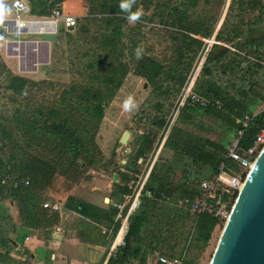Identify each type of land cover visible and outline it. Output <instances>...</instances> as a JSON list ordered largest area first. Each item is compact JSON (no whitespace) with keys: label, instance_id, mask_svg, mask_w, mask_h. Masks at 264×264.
Instances as JSON below:
<instances>
[{"label":"trees","instance_id":"trees-1","mask_svg":"<svg viewBox=\"0 0 264 264\" xmlns=\"http://www.w3.org/2000/svg\"><path fill=\"white\" fill-rule=\"evenodd\" d=\"M183 1L180 6L190 8L199 0ZM209 1L205 0L206 3ZM28 2L30 13L38 16L47 17L50 10L55 8L51 1ZM84 2L87 7L86 16L76 19L73 31H64L67 42L74 48L71 54L74 56L69 60L73 78L56 99L49 104L32 101L30 96L32 92L41 90L42 81L11 74L3 67L0 70V75L6 78L4 85H0L3 105L11 106L9 117L0 115V178L28 177L32 187L38 181L37 173L47 179L58 170L62 176L72 175L71 180H67L68 186L77 184L83 174L99 165L97 158L101 153L95 141L96 133L105 109L129 74L144 79L152 96L164 98L154 105L157 115L148 118L147 122L154 126L152 128L160 130L161 135L167 126L162 111L163 102L178 94L185 82V74L201 47V42L189 34L204 38L212 35L211 21L207 27L193 23L182 27V14L185 13L179 6H173L167 12L165 9L169 6L166 3L162 5L152 0H135L132 12L138 10L140 2L142 11L153 8V16L155 10L158 12L160 25H165V19L171 17L169 27L175 28L179 22L181 46L176 49L179 62L185 52L192 56L188 57L181 72L165 71V67L154 57L142 55L135 59L134 49L138 39L132 35L136 29L128 27V13L119 7L121 0ZM250 14H254V17L244 21L245 16ZM251 32L254 36L248 39L247 35ZM214 38L217 42L231 45L235 51L213 45L207 54L196 78L194 92L209 103L203 107L189 104L180 109L160 151L165 161L154 164L145 187L153 196L141 198L140 206L129 219L125 246L116 259L109 260L107 264H127L132 259L142 263L145 261L146 250L149 254L155 251L161 254L160 236L164 229H160L157 224L158 229L153 230L150 215L159 204L160 211H169L164 210L156 200L157 192L163 191L171 198L195 197L196 188L191 186L190 178L193 176L198 181L209 179L217 173L219 165L229 164L226 147L238 130H243L240 146L247 149L264 129V110L256 113L245 129L238 122L247 115L252 116L255 108L264 101V94L259 92L264 90V2L230 0L225 18ZM235 40L238 42L235 43ZM242 52L253 61L241 57ZM42 72L48 73V69ZM217 76L219 78L216 79ZM225 76L228 80L223 82ZM213 100H218L221 106L214 105ZM155 139V133L135 135L132 157L122 168L126 172L133 169L135 174H139L140 167L136 165V160L152 152ZM102 169H107V166L103 165ZM113 172L119 178V183L114 185V194L122 198L129 193L127 184L133 177L120 172L116 167ZM42 184L47 186L49 183ZM14 191L8 188V196L14 194ZM90 209L89 204L80 202L77 211L86 216L85 211ZM106 211H112L107 219V226L110 227L116 209L109 208ZM170 212L175 214L174 211ZM203 221L216 223L210 217L201 218L200 223L204 224ZM117 227L115 225L112 236ZM144 231H148V235ZM3 250H6L5 253H2ZM8 254L7 240L0 235V264L4 260L12 263Z\"/></svg>","mask_w":264,"mask_h":264},{"label":"rangeland","instance_id":"rangeland-1","mask_svg":"<svg viewBox=\"0 0 264 264\" xmlns=\"http://www.w3.org/2000/svg\"><path fill=\"white\" fill-rule=\"evenodd\" d=\"M152 1L162 5L166 3L169 6L167 10L165 9L167 12H170L171 7L173 6H179L180 8V4L184 2L183 0H169V3L167 0ZM227 1L228 0H210L206 3L205 0H199L193 7L180 8L184 9L183 12L185 13V15L182 14L184 18V21H181L182 27L185 28L191 23L194 25L202 24L203 27H207L211 22L213 26L212 35L209 38L189 34L190 37L201 42V47L185 74V81L191 78L199 68L201 70L206 56L213 45L227 47L230 51H235L231 45L217 42L215 41V38H213L220 27V22L226 15L227 11H225V7ZM262 1L264 2V0ZM141 7L142 5H140L139 2L137 9L142 12L140 19L133 24H130L129 22L127 23L129 28L134 27V29H136L135 33L132 35V37L138 39L134 51L138 48L142 49V55L157 59L165 67V71L171 70L176 73L177 70V72H181L182 68L186 66L188 57L190 58L192 54L185 52L183 58H181V61L179 62V54L176 51V49L181 46V34L179 33L178 26L179 22L177 21V26L175 28L169 27L168 23L172 18L171 17L165 19V25H160L158 23V12L156 10L154 14L155 16H153V8H149L147 11H142ZM253 17L254 14L245 16L244 21L251 20ZM143 18L152 20L144 21L142 20ZM58 28H61V23L58 24ZM129 34H132V32ZM56 37L58 38V41L53 44V56L52 61L48 66V73L41 71L39 74L31 76L30 78L34 81L43 82L41 90L38 92H32V96H30L32 101H36V103L43 102L49 104L53 99L57 98L62 89H64L73 78L72 73H70L69 60L70 57L74 56L71 55L74 48L67 42L68 39L64 36V32ZM250 38L251 36H248V39ZM236 42H238V40H235V43ZM240 55L241 57L244 56L253 61L245 54V52L240 53ZM135 59H137V56ZM217 78L219 77L217 76L216 79ZM222 79L223 82L228 80L226 76ZM5 80V75L1 74L0 85H4ZM169 84L174 83L169 82ZM259 92L264 94V90ZM2 94L3 92L0 89V115L3 114L9 117L11 114V106L9 104L6 106L3 105L4 100L1 98ZM129 97L132 98L134 106L131 107L130 111H125L123 105ZM177 97L178 94L172 95L163 102L162 111L166 122L172 115ZM160 100L162 101L164 98H156L155 96H152L151 89L148 87L144 79L133 76L132 74H129L124 79L123 85L115 98L105 109L104 118L96 133L95 141L101 153V156L97 158L99 165L87 171L89 174H83L78 180L77 185L81 186L80 184L83 179L84 182L87 183L86 185L93 182L92 178L96 179L95 183L100 182L102 180L100 176L101 171H104L105 173L102 174L104 175L103 180L108 184H112L113 170L108 167L110 164L109 162L113 161L117 170L124 173L125 168L122 167L125 165L126 161L130 160L132 157V147L135 135H146L148 132L156 134L154 148L147 156L148 158L151 157L150 160L153 158L155 151L157 152L158 150L161 135L160 130L152 128L154 126H150L147 122L148 118L157 115L154 111V105L160 103L158 102ZM263 109L264 101L255 108L253 114L258 113ZM125 132H128L129 136L124 144H120V139ZM218 132H220V130ZM157 160L160 162L165 161L164 155L162 156V153H160ZM103 165L108 167L107 170L102 169ZM139 169L141 173L143 171V166ZM77 190L82 191L83 189L78 188ZM161 206L164 210L167 209L166 211L169 212L166 213L160 211L161 207L159 204L157 210L153 211L150 215V223L152 228L154 226L153 230L158 229L157 224H159L160 229H164L160 236L162 246L168 248V246L173 247L174 245H177V250L172 249V252L183 257L186 264H209L224 224L217 225V223H210V221H203L204 224H202L200 223V220H194L190 215L175 217V215L170 212L174 211L173 208L165 204H161Z\"/></svg>","mask_w":264,"mask_h":264},{"label":"crops","instance_id":"crops-1","mask_svg":"<svg viewBox=\"0 0 264 264\" xmlns=\"http://www.w3.org/2000/svg\"><path fill=\"white\" fill-rule=\"evenodd\" d=\"M23 1L27 3L30 9L28 0ZM39 1L53 2L52 0ZM229 1L226 3L225 11L228 9ZM6 4H8V1ZM54 6L55 8L50 10L51 12L57 9L63 15H72L76 19L86 16L87 13L84 0H64L60 5L54 4ZM2 10L9 12L5 8H2ZM31 15L44 17L32 13ZM59 23H61L60 29L58 28ZM74 28L75 26L73 30ZM64 31L71 32L64 28L61 21L58 22L57 34L54 36V41H50L49 45L50 63L52 61L53 44L58 39L56 36ZM15 38V35H7L4 31L0 32V70L3 67L11 74L17 75L16 60L9 56L10 52L7 48V45ZM48 66H46L47 68H42L39 72L47 70ZM39 72L20 77L31 78V76L37 75ZM169 119L170 117L167 119V125ZM164 130L161 133V138ZM35 154L37 155V153ZM108 167L114 171L115 164L111 163ZM131 170L127 172L125 170L124 173L131 172ZM113 171L112 174L114 173ZM102 174H105L104 171H101L102 180L100 182L95 183L96 179L92 178L93 182L86 185L87 183L83 179L81 186L77 185L78 182L68 186L69 182L67 180H71L72 175H68V177L62 176L58 170L53 177L47 179L37 173L36 176L38 178L36 179L38 181L34 182L35 184L32 183V187L30 183L27 186L22 185L25 180L29 182L28 177H20V179H9L6 177L8 180L5 183H1L3 178H0V235L7 240L8 258L11 259V264H107L109 260H112L108 257V248L115 235L114 232L112 236V232L115 230L114 218L118 211L114 205L121 203L122 198L114 194L115 184H108L104 181V175ZM13 182H18L20 185L14 188ZM42 183L49 184L44 186ZM118 183L119 178H117L116 184ZM9 186L15 190V193L8 196L7 189L10 188ZM78 188L83 190L78 191ZM47 202L58 204L59 209H46L44 204ZM80 202L87 203L91 207L90 211H85L86 216L77 211ZM109 208L116 209V214L112 218L110 227L107 226V219L112 211H106ZM173 210L175 217L185 214L176 209ZM185 216L188 215L185 214ZM148 231H144L145 234ZM159 247L161 254L178 256V254L172 252V249L177 250V245L168 246V248L162 245ZM121 249H118L116 256H118ZM5 251L3 250L2 253H5ZM157 254L159 255L156 251L149 254L146 250L144 262L141 263L138 259H132L129 262L158 264ZM1 264H10V262L4 260Z\"/></svg>","mask_w":264,"mask_h":264},{"label":"built area","instance_id":"built-area-1","mask_svg":"<svg viewBox=\"0 0 264 264\" xmlns=\"http://www.w3.org/2000/svg\"><path fill=\"white\" fill-rule=\"evenodd\" d=\"M7 1L8 4H6ZM2 8H5L9 12L3 11ZM60 21L63 23L65 29L73 28L76 25V18L74 16L63 15L57 9L53 10L49 17H36L31 15L29 6L23 0H3V3L0 4V32L4 31L7 35L16 36L7 45V48L10 52L9 56L16 60L17 75H33L50 64V41L41 39V36H55L57 34V23ZM199 70L200 68L181 87L172 115L153 158L150 160L151 157H141L136 160L137 166H143V171L140 174H134L133 169L131 172H128L133 177L128 184L130 193L122 197L121 203L114 205L118 211L114 218V223L118 227L108 248V257L111 259H115L118 249L125 246L124 239L128 232L129 219L140 206L141 198L153 196V194L145 190V187L148 183L151 170L158 161L157 158L163 143L180 109L189 104H197L203 107L209 103L207 99L200 97L194 92V85ZM213 104L218 107L221 106L218 100H213ZM254 115H247L243 120L238 121L242 129L247 127ZM242 135L243 130H238L236 135L227 144L226 159L229 164L222 163L219 165L217 173L209 179L198 181L193 176L190 178L192 182L191 186L196 188L195 197L181 196L171 198L165 192L160 191L157 192L156 200L161 204L192 216L194 220L210 217L216 221L217 225L225 224L233 204L264 146V129L256 135L252 146L247 149L240 146ZM7 180L4 177L1 183H5ZM28 184L27 180L22 182L23 186H27ZM19 185L20 183L13 182L14 188ZM154 192H156V189ZM44 207L52 210L59 209L58 204L50 202L45 203ZM157 262L158 264H186L183 257L172 256V254L157 255ZM127 264L139 263L131 261Z\"/></svg>","mask_w":264,"mask_h":264},{"label":"water","instance_id":"water-1","mask_svg":"<svg viewBox=\"0 0 264 264\" xmlns=\"http://www.w3.org/2000/svg\"><path fill=\"white\" fill-rule=\"evenodd\" d=\"M52 1L60 5L64 0ZM41 39L54 41V36L42 35ZM128 136L125 132L120 144ZM117 178L113 173V184ZM209 264H264V146L233 204Z\"/></svg>","mask_w":264,"mask_h":264},{"label":"clouds","instance_id":"clouds-1","mask_svg":"<svg viewBox=\"0 0 264 264\" xmlns=\"http://www.w3.org/2000/svg\"><path fill=\"white\" fill-rule=\"evenodd\" d=\"M135 2V0H121V3L119 5L120 9L122 11H125L128 13V16H127V20L130 24H133L135 22H137L140 17L142 16V12L140 10H137L136 12H132L131 11V7H132V4ZM3 3V0H0V4ZM142 55V49L138 48L136 50V56L137 58L139 59ZM133 101H132V98L129 97L123 107L125 109V111H130L131 110V107H133Z\"/></svg>","mask_w":264,"mask_h":264},{"label":"flooded vegetation","instance_id":"flooded-vegetation-1","mask_svg":"<svg viewBox=\"0 0 264 264\" xmlns=\"http://www.w3.org/2000/svg\"><path fill=\"white\" fill-rule=\"evenodd\" d=\"M247 36H254V33H252V32H251V33H250V34H248Z\"/></svg>","mask_w":264,"mask_h":264}]
</instances>
